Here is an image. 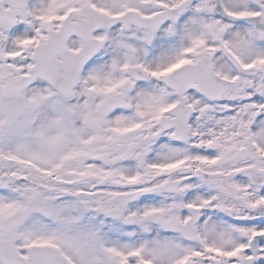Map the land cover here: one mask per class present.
I'll return each instance as SVG.
<instances>
[{
  "label": "snow or ice",
  "instance_id": "snow-or-ice-1",
  "mask_svg": "<svg viewBox=\"0 0 264 264\" xmlns=\"http://www.w3.org/2000/svg\"><path fill=\"white\" fill-rule=\"evenodd\" d=\"M0 264H264V0H0Z\"/></svg>",
  "mask_w": 264,
  "mask_h": 264
}]
</instances>
